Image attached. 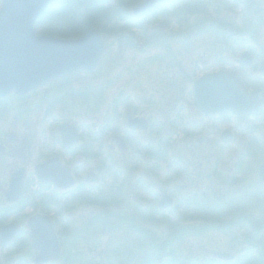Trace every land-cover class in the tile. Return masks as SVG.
I'll return each mask as SVG.
<instances>
[{
  "label": "flooded vegetation",
  "instance_id": "1",
  "mask_svg": "<svg viewBox=\"0 0 264 264\" xmlns=\"http://www.w3.org/2000/svg\"><path fill=\"white\" fill-rule=\"evenodd\" d=\"M136 1H110L114 7L103 10L102 18L94 24L85 21L83 32H52L59 37H80L92 29L102 31L108 43L107 56L96 70L66 76L24 96L12 93L0 98V264H130L133 258L136 264H154L157 256H151L146 246L138 250L141 255H133L130 253L135 252L134 248L127 252L124 245L123 256L109 255L107 262L81 252L78 257L71 253L80 244L89 245L85 238L93 228L117 232L129 227L138 233L141 228L130 217L134 211H193L187 201L228 196L229 193L216 196L213 191L222 183L231 192L239 191L240 196L246 193L244 198H256L260 186L248 185L245 180L252 172L248 165L255 164L259 145H264V45L258 34L213 33L214 42L198 48L201 51L194 56L197 50L193 52L191 40L200 32L167 31L168 27L160 24L145 27L157 12L176 5L178 0H157L154 8L134 15ZM259 1L263 2H254L256 10L264 6ZM100 4L94 2V7ZM251 14L244 22V30L250 31L252 26L255 32L257 11ZM172 22L178 25L176 18ZM179 39L183 41L179 43ZM178 43L186 48H178ZM227 49L228 54L224 51ZM150 50L145 61L123 63L129 53L145 54ZM183 55L188 58L186 64L180 62H185ZM149 68L158 71L150 74L146 70ZM98 69L116 70L109 80L123 81V90L115 98V93L110 97L112 110L99 130L93 118L89 120L88 111L81 113L82 109L76 106H68L67 110L64 107L88 93ZM134 69L136 74L145 70L143 81L149 74L155 80L165 76L164 86L155 88L150 96H124L128 90L124 86L140 82H130ZM211 75L230 76L249 94L257 92L259 112L239 115L201 109L196 104V84ZM91 101L97 104L93 102L92 111L97 116L102 102L96 96ZM82 107L86 109L85 105ZM35 119L33 127L27 126ZM134 119L139 121L133 123ZM112 133L113 141L107 144ZM245 135L250 136L248 144L242 141ZM101 147L103 151H99ZM226 150H239V156L230 159L234 164L229 174L225 170L220 174L216 170L227 159ZM263 165L264 161L258 177L264 188L260 177ZM41 167H46L62 185L48 182ZM199 179L210 181L211 188L200 190ZM169 183L174 184L162 190ZM183 187L189 191L184 193ZM169 201L171 207L167 205ZM253 204V211H257V201ZM83 211L104 212L85 221ZM35 215L53 220V241L63 249L60 258L48 261L38 257L29 224ZM66 222L69 225L64 228ZM4 226L8 228L2 229ZM42 234L49 242V235ZM139 236L146 237L143 231ZM126 244L135 247L136 241Z\"/></svg>",
  "mask_w": 264,
  "mask_h": 264
},
{
  "label": "rangeland",
  "instance_id": "2",
  "mask_svg": "<svg viewBox=\"0 0 264 264\" xmlns=\"http://www.w3.org/2000/svg\"><path fill=\"white\" fill-rule=\"evenodd\" d=\"M84 1L87 0H70L65 6L66 7H74L76 10L79 8V4H82ZM186 1V0H185ZM189 0L186 1V3ZM202 1L201 3L203 4V8L199 6L200 3L197 2V0H192L191 4L197 2L198 7L194 8L193 11L190 10L188 6L185 8H181L178 12L181 13V17L183 21L178 20V25L179 26V31L180 32H197L200 28V33L199 35L193 36V39L191 40V44L194 48L193 52L197 50L198 48H201V46H209L214 42V35H213V30L211 25L214 24V22H219L221 25V30L223 27H226L227 30H234L233 32L237 33H255L256 35L258 34L259 40L264 45V6L257 7L258 9L253 7L254 2L258 0H225L224 2L221 0H198ZM264 4V0H261ZM210 2V3H209ZM183 1V4H186ZM256 3V2H255ZM258 3V4H259ZM62 3L58 2V4L54 5L53 8L54 10H58L60 8ZM207 6V8L205 7ZM0 6H1V0H0ZM54 11V12H55ZM84 11L82 8L79 13H75L73 16H69L70 19H74L73 21L82 23L83 20H77L76 18ZM251 11H257L256 15V20L258 21L256 25L255 32L251 26L250 31L244 30L247 26L244 25V17L242 18L241 13H251ZM52 17V14L50 15ZM48 20V18H47ZM46 20V21H47ZM210 23V24H209ZM209 24V27H206ZM206 25L205 27H203ZM155 28L158 29V26H154ZM65 32L69 33L66 28H64ZM196 34V33H195ZM179 43H181L183 40L179 39ZM169 42H173L169 40ZM178 43V44H179ZM177 44V42H176ZM173 45V43H171ZM218 45V44H217ZM178 48H186V46H183L179 44ZM190 48V46H189ZM201 50H197L194 53V56H196ZM228 54V49L224 50ZM150 51L145 52V54H131L130 55H125V59L123 58V63L130 65L133 63L136 59L139 60H144L146 58L147 54L150 53ZM156 52V51H155ZM185 54V53H184ZM186 55V54H185ZM183 55L185 62L180 61L184 64L188 62L187 56ZM124 57V55H123ZM151 60V58L149 59ZM152 61V60H151ZM131 62V63H130ZM146 64L149 65V62H146ZM146 65V67H149ZM132 66V65H131ZM122 69V67H120ZM153 74L154 72L158 71L154 69L151 71V68L146 69ZM143 74H136L135 69L134 72H131L130 76V82L140 81L139 83H131V85L124 86L123 88L128 87V90L126 91L124 96H127L128 93L132 95H151L154 94V89H160L161 87L164 86L163 79L165 76L161 75L160 80L157 79L155 80L153 77H149L150 74L149 72H146L147 75V80H144V72L145 70H142ZM119 74H121L120 71H118ZM116 74V70H111V69H102V70H97L94 72V81L92 82V86H89L88 88V93L85 94L81 99L75 98L70 101V103L64 105V107L68 108V106H76L78 108L82 109L81 113H84L88 111L90 113V118L91 120L93 118V123H97L96 126L97 129H100V123L109 117L112 108H111V103L110 97L115 93L114 98L117 96V94L121 91L122 89V84L123 81L121 79L117 80H109L110 76H113ZM112 78V77H111ZM118 78H121L119 76ZM80 86V84H78ZM123 90V89H122ZM102 102V106L100 110H98L97 116L92 115V111L94 110L93 102L91 101V98L95 97ZM101 98V99H100ZM95 105L96 102H94ZM85 105L84 109L82 106ZM92 107V109H91ZM96 110V108H95ZM14 114V113H13ZM34 116V115H33ZM36 121L33 120L31 123L27 124L29 127H33L34 122ZM8 122V121H7ZM90 123L89 121H87ZM25 124V123H24ZM18 126H22L21 124H17ZM40 125V124H39ZM38 125V126H39ZM43 124H41V127ZM119 126V125H118ZM114 127V125L112 126ZM15 129V128H12ZM115 133H112L109 135V138L107 140V144L111 143L113 141V136ZM257 136V134H256ZM250 136L245 135L242 139V141H246L248 144ZM115 142V141H114ZM260 149L257 150L258 156L256 158L255 164H249L248 166L252 170L251 174L248 175L247 179L245 180L248 185L255 183V185L260 186V191L262 192L263 200H264V188L260 184V180L258 177V170L261 166V164L264 161V145H259ZM99 151H103V147L99 149ZM104 152H102L103 154ZM210 154V153H209ZM114 155L117 157V155L114 153ZM226 156L227 159L224 160L222 166H218L217 170L220 174L222 173L223 170H225V174L228 173L229 169L233 167L234 163H231V160H236V158L239 156V150H234V151H229L226 150ZM261 156V157H260ZM237 170V166L236 169ZM229 174V173H228ZM221 176V175H220ZM221 182V181H220ZM174 183H169L167 185H163V189H166L167 187L171 186ZM197 184L200 187L199 189H210L211 188V182L208 180H202L199 179L197 180ZM210 186V187H208ZM184 188V193L186 191L185 187ZM215 192L216 196L224 195L227 193H230L232 189H228L224 186L222 183V186H217L216 188L213 189ZM132 201V200H130ZM249 201H254L253 198H243L242 200V205L243 211L240 213L237 212L236 215L239 217L243 218V221L238 223L236 226L231 227L229 224H225L227 229H225V232H220L216 230H209V232L205 233L204 235L201 236H196V235H189L185 236L182 238L180 236H177L174 228H184L186 225L189 226L191 222V219L188 218V214H184L181 211H168L165 212L166 214H159V212L162 211H144L147 213L145 214H140L139 211H134L136 218L135 222L137 226L141 228L140 231H143L146 237H140L139 232L135 233L132 232L129 227L126 229H121L118 230L117 232H108V231H102L100 229L96 230H91L89 231L88 236L85 238L86 240H89V245L87 244H80V246L73 248V254L74 256L78 257V254L81 252L83 256H89L91 258H95L99 262H107L108 256H115L118 254V252L121 250H125L124 245L126 247V250L128 252V248H134L135 252L137 253L138 250L142 246H146V249L148 247L151 248H156L157 246L161 249L163 246H169L171 245L169 241L173 244V247H175L176 251L178 252L179 256L184 259L187 263L191 261H199L200 264H203L207 260H214V261H225L227 263H230L234 260H236L239 255H241V250L242 244L243 247H245V244L248 240L249 233L253 231L251 228L245 226V221L247 220L246 218H252L250 214H248V211H251V207H253V203H249ZM86 215L85 221L88 219H92L93 217H96L100 215L104 211H83ZM186 212V211H185ZM68 214V213H67ZM155 214V219L153 217L148 218V215ZM239 214V215H238ZM69 215V214H68ZM161 215H163L161 217ZM253 221L255 218V227H258L260 222L259 219H262L264 217V209L262 211V208H259L257 211H252ZM176 216L178 217L176 219ZM256 218H258L256 220ZM172 220L171 224H164L163 220L167 222V220ZM227 221H230L231 219L226 217ZM78 223V221H77ZM117 223V221H116ZM261 228H258L257 230L259 231ZM228 230V231H227ZM263 230L259 232V234H262ZM129 234V235H128ZM128 235V236H127ZM128 238H130L131 241H136V246L131 247V245L126 244L130 243L129 241H126ZM113 245V247H111ZM172 246V245H171ZM170 246L163 252L157 253V263L155 264H162L161 261L163 260H169L171 257L166 254L170 249ZM116 251V252H115ZM155 250L152 249V252ZM134 251L130 254L133 255H141L140 251L139 253H135ZM81 254L79 257H81ZM154 254V253H152ZM72 255V256H73ZM87 259V258H86ZM134 259V258H133ZM131 260L130 264H136V261ZM76 260L81 261L80 258H76ZM87 261V260H86ZM86 263V262H85ZM124 264V263H121Z\"/></svg>",
  "mask_w": 264,
  "mask_h": 264
},
{
  "label": "water",
  "instance_id": "3",
  "mask_svg": "<svg viewBox=\"0 0 264 264\" xmlns=\"http://www.w3.org/2000/svg\"><path fill=\"white\" fill-rule=\"evenodd\" d=\"M49 2L50 0H2L0 97L12 91L23 95L65 75L80 70H92L103 59L105 43L98 32H91L82 39L70 41L35 36V22L44 13ZM154 3V0H147L135 12L150 8ZM195 97L196 104L211 113L252 115L260 110L258 93L249 94L238 80L230 76L213 75L200 80L196 84ZM43 169L47 178L58 180L54 174L47 172L46 167ZM260 177L264 182V165L261 167ZM170 203L169 201L167 205H171ZM29 224L33 228V246L40 251V258H57L58 255L54 254L57 244L53 241L55 235L49 219L36 216ZM42 232L49 235V242ZM40 237L45 241L40 240Z\"/></svg>",
  "mask_w": 264,
  "mask_h": 264
},
{
  "label": "trees",
  "instance_id": "4",
  "mask_svg": "<svg viewBox=\"0 0 264 264\" xmlns=\"http://www.w3.org/2000/svg\"><path fill=\"white\" fill-rule=\"evenodd\" d=\"M60 1V0H58ZM211 1V0H209ZM221 1V0H220ZM223 2L225 0H222ZM192 0L188 1V7L191 11L194 10V8L201 6L203 8L202 1H198L191 4ZM210 3V2H209ZM207 8V6L205 5ZM66 11V15L73 16L75 15L74 11H76V8L74 7H66L63 6V10ZM52 15H60V8L56 10L55 12H52ZM212 30H214L213 26L211 25ZM210 29V27H208ZM46 30V29H45ZM43 31V30H42ZM83 32V31H81ZM45 33V32H44ZM238 189V188H237ZM248 192V191H246ZM244 193V192H242ZM246 193L240 196L239 191L230 192L228 196H225L223 198H210V199H193V205L190 201H187V203H190L191 209H194L193 211L190 210L188 212L181 211L184 214H188V218L191 219V222L189 226L182 227L181 231L177 236L184 237L189 235H196L201 236L205 233L209 232V230H216L220 232H225V229H227L225 224H229V226L234 227L238 223L243 221L242 217H239L236 215L237 212L243 211V205L242 200ZM263 194L260 191H257L256 198L253 196L254 201H249V203H253L257 201V210L259 208H262V211L264 209V200L262 198ZM255 205V204H254ZM253 207H251V211H248L247 213L251 215L252 218H246L244 227L247 226L251 228L253 231L249 233L247 245L242 248L241 255L239 257L230 262L227 263L225 261H214V260H207L203 264H264V217L262 219H259V226L255 227V218L253 221L254 215H252ZM193 207V208H192ZM244 212V211H243ZM239 215V214H238ZM226 217L230 218V221H227ZM258 218H256L257 220ZM171 220H167L165 222L163 220L164 224H171ZM258 228H261L259 231ZM263 230L262 234H259L260 231ZM228 231V230H227ZM169 243L172 245L170 246V250L166 252L171 258L169 260H163L161 261L162 264H200L199 261H191L186 262L184 259H182L178 252L176 251L175 247H173V244L169 241ZM169 246H163L161 249L158 247L159 253L162 251L164 252Z\"/></svg>",
  "mask_w": 264,
  "mask_h": 264
},
{
  "label": "bare ground",
  "instance_id": "5",
  "mask_svg": "<svg viewBox=\"0 0 264 264\" xmlns=\"http://www.w3.org/2000/svg\"><path fill=\"white\" fill-rule=\"evenodd\" d=\"M60 13L62 14L63 12H62V11H60Z\"/></svg>",
  "mask_w": 264,
  "mask_h": 264
}]
</instances>
